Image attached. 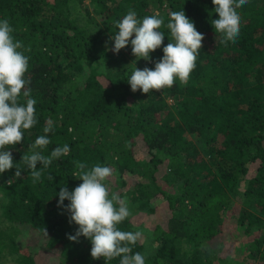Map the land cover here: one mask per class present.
I'll return each mask as SVG.
<instances>
[{
  "label": "trees",
  "instance_id": "obj_1",
  "mask_svg": "<svg viewBox=\"0 0 264 264\" xmlns=\"http://www.w3.org/2000/svg\"><path fill=\"white\" fill-rule=\"evenodd\" d=\"M214 7L212 0H0V19L9 20L30 58L25 78L37 100V123L24 130L21 143L4 149L21 176L15 167L0 173V217L6 221L0 264H43L34 246L19 242L24 228L45 241L51 264H106L91 257L89 239L66 235L78 225L58 206V194L62 186L72 191L82 183L74 176L75 161L114 169L106 181L110 193L126 198L132 213L118 227L147 235L132 246L145 264H264V0H247L238 9L240 34L227 45L211 24L218 18ZM129 9L141 19L156 13L164 19L163 43L148 61L137 59L131 44L116 55L109 51L118 31L113 22ZM181 10L204 34L188 83L177 78L161 91L133 92L127 79L135 63L154 69L170 42L168 14ZM48 120L51 143L42 154L64 144L70 153L33 183L21 158L45 135ZM164 210L169 217L162 225L157 219ZM228 212L236 214L230 225L246 236L244 253L216 261L210 241ZM136 215L143 217L140 224Z\"/></svg>",
  "mask_w": 264,
  "mask_h": 264
},
{
  "label": "clouds",
  "instance_id": "obj_2",
  "mask_svg": "<svg viewBox=\"0 0 264 264\" xmlns=\"http://www.w3.org/2000/svg\"><path fill=\"white\" fill-rule=\"evenodd\" d=\"M212 3L218 18L212 20L211 24L215 33L222 36L220 43L227 45L228 42H235L241 27L238 9L247 0H212ZM168 16L166 26L170 30V42L163 47L164 55L155 62L154 69H140L135 63L127 79L133 92L161 91L172 87L177 78L181 85H186L196 67L204 34L197 31L184 10L169 12ZM113 23L118 29L110 38L114 41L111 49L114 53L118 54L131 44L132 54L137 59L148 61L151 59L150 53L163 43L164 33L159 29L164 25V19L159 13L141 19L134 10L129 9L122 19ZM13 32L9 20L0 19V173L15 167V176L20 177L21 168L14 165L11 151L4 149L7 145L21 143L24 130L31 129L37 123V100L31 96L32 89L28 86L30 79L25 78L30 58L22 51L24 45L14 38ZM52 130L53 122L48 120L43 128L45 135L38 136L29 146L31 154H24L21 158L30 170L33 183L40 180L43 169H47L53 160L70 153L69 145L64 144L55 147L50 155L42 154V150L51 143L47 133ZM38 162L42 168H37ZM74 163L78 169L74 176L82 183L72 191L62 186L58 194V206L70 213L69 223L78 225L75 234H66L67 238L77 242L80 236L89 239L91 257L103 258L106 264L115 258H119V264H145V256L132 251V246L142 233L123 231L118 227L132 213L126 198L115 192L110 193L106 181L114 175V169L99 163L91 167L80 161ZM48 179L53 180L54 177L49 175ZM65 199L69 201L67 205H64Z\"/></svg>",
  "mask_w": 264,
  "mask_h": 264
},
{
  "label": "rangeland",
  "instance_id": "obj_3",
  "mask_svg": "<svg viewBox=\"0 0 264 264\" xmlns=\"http://www.w3.org/2000/svg\"><path fill=\"white\" fill-rule=\"evenodd\" d=\"M85 3L89 4V0H85ZM112 46H110L109 51L116 55L117 53H114L111 50ZM124 50H125V47L123 49H121L120 51L124 52ZM167 102H168V104H171L172 101H171V99H168ZM189 137L196 142V140L194 139L195 136L193 137L192 135H189ZM137 148L142 153H144V146L142 145V143L138 142L137 143ZM163 170L164 169L161 168L160 172L162 173ZM225 216H226L227 219L225 220L226 222H225L223 230L214 239H212L210 241V245H211L212 249L215 251L214 256L217 257L216 261L218 259H220V258H223L224 261H225V257H228V258H241L243 253H244L243 246H245V242L244 241H246V236L241 233V231H242L241 227H239V226L232 227L230 225V222L233 221V219L236 216V214L234 212H228ZM138 217L140 219H143V217H142V215H140V216L136 215L135 216L136 223L140 224ZM152 217L153 218H149V221L146 219V222L148 224L150 223V225L152 224V222H154L156 220V218H154V216H152ZM168 217L169 216H168L167 211L164 210V212H160L158 214V219L157 220H162L161 224L164 225V222L167 220ZM5 223H6V221L3 222L2 218L0 217V228L1 229H3V228L6 229V226L4 225ZM138 224H136V225H138ZM143 224L146 225L145 223H143ZM24 229H22L20 231V235L18 237L19 242L22 243V244H25V245L26 244H30L31 246H34V248L39 251V253L37 254L36 259L37 260H42L43 264H51L53 261H51L49 259V257H48L49 252L43 246L45 241H43L39 237L35 236V234L33 232H30V230L27 231V232H24ZM233 231H234V235H233ZM141 237H144V238L146 237L147 238V235L144 234V235H141ZM230 237H232L233 241L236 240V239L239 240L236 245H232L233 243H231ZM241 242H243V243H241ZM50 256H52V255H50ZM5 263H7V264H17V263L12 262L9 259Z\"/></svg>",
  "mask_w": 264,
  "mask_h": 264
}]
</instances>
